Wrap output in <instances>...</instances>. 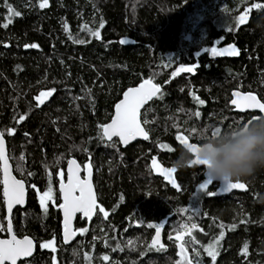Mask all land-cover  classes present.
Wrapping results in <instances>:
<instances>
[{
	"label": "trees",
	"instance_id": "obj_1",
	"mask_svg": "<svg viewBox=\"0 0 264 264\" xmlns=\"http://www.w3.org/2000/svg\"><path fill=\"white\" fill-rule=\"evenodd\" d=\"M42 2L0 0V131L27 189L12 226L36 245L19 264H178L180 224L197 225L184 236L194 264H264V170L241 181L245 192L216 197L207 194L215 193L213 183L199 190L203 169L177 168V191L151 164L155 158L175 167L183 147L178 133L198 145L200 132L212 136L215 128L223 133L260 116L235 113L230 101L240 91L264 102V8L253 7L264 0H48L41 8ZM32 44L38 47H26ZM230 46L239 54L208 52ZM148 79L162 93L141 113L149 138L125 149L107 143L102 126L122 93ZM41 92L52 94L39 106ZM71 158L91 165L99 211L89 224L77 220L76 228L87 231L64 246L57 188ZM49 184L54 201L45 214L39 197ZM149 224L163 228V248L149 249ZM0 228L6 236L1 182ZM49 241L55 252L40 249ZM209 244L216 245L215 260L205 251Z\"/></svg>",
	"mask_w": 264,
	"mask_h": 264
},
{
	"label": "snow or ice",
	"instance_id": "obj_2",
	"mask_svg": "<svg viewBox=\"0 0 264 264\" xmlns=\"http://www.w3.org/2000/svg\"><path fill=\"white\" fill-rule=\"evenodd\" d=\"M48 0H43L40 3V7H47ZM254 8L261 9L264 8L262 4H254ZM11 11V9L9 10ZM251 12V9H248L244 15H241L236 18V24L245 23L246 17ZM16 15H20L19 12L15 13ZM7 27V25H4ZM100 27H103L101 23ZM93 36L99 38V32H93ZM26 47H38L35 44L27 45ZM213 56L216 55H225V54H233L238 55L239 52L235 47L230 46L229 48L218 49L216 47H212L208 50ZM179 71L184 72H192V67H182ZM174 73L173 75H175ZM51 92H41L40 96L35 99L42 104L44 101L41 97L50 96ZM162 95L161 90L158 86L153 85L150 79L145 80L138 88H131L124 94V100L121 103L116 105L115 116L112 119L110 124L102 126V138H106L111 141L113 137L118 136L121 142L127 143L129 139H134L137 136L142 137L147 140L148 133L141 127V124L138 120L139 110L140 108L153 96ZM233 95L236 99L232 100V104L236 106V108L243 112L245 110H259V112L264 113V102H261L255 95L252 94H241L239 92H234ZM198 103L202 104L203 101H200L198 97H194ZM195 115L198 117L200 114L196 112ZM25 117L21 116L19 119L23 120ZM257 118H264V116H253L252 119L248 120L247 123H251L255 121ZM147 121H145L146 123ZM221 133L219 128H215L212 132V136L219 135ZM8 135L14 134V129H8ZM177 141L185 148L189 149L193 152V154L197 151L198 146L190 143L191 136H185L183 134H177ZM161 149L172 152L174 151L168 145L161 144ZM20 159H23L21 157ZM0 163H2V171H3V180L0 181L3 183V198L4 203L7 205V211L10 214L12 212L13 206L17 204H22L25 195V186L24 183L20 180L15 179L10 174V168L8 164V159L5 155V143H4V133L0 132ZM75 161H69V175L67 180V185L61 183L60 185V193L62 195V199L64 203L60 205L64 213V241L67 242L71 236L76 235L75 232L69 231L70 221L73 219L76 213H83L85 217L91 218L93 211L98 207L96 204L95 196L93 195L91 184L87 180H80L79 177L73 172L72 166L75 165ZM174 163V162H173ZM152 167L154 169H159V173L167 179L173 188L177 191H181L180 185H178L173 178V174L177 172V167H161L158 161L153 158L151 161ZM191 165H202V162L199 161L198 158L192 159L188 164ZM62 175V174H61ZM49 180H51V176H49ZM212 183L211 178L206 180L204 183L199 184V190L202 192H206L208 186ZM233 189H241L246 190L245 183L241 181L236 182H228L224 184V191H232ZM79 192L77 196L76 193ZM208 195H215L214 192H207ZM40 204L45 214L48 211L47 202L54 201L53 190L51 185L47 187V190L43 192V195L39 197ZM101 212H104V209H100ZM104 215L107 216V213L104 212ZM149 228H155V236L152 238L151 245H149V249L163 248V245L160 244V231L161 226L149 224ZM197 225L191 224H180L178 230L176 231L175 239L178 241V246L180 248L179 255L181 256V260L178 264H194V261L187 256V249L184 236L191 235L193 229H196ZM223 228V225H221ZM0 230H3L0 228ZM87 229H81L80 234H83ZM7 232L10 234V239H2L0 240V264H17V260L20 257H28L32 255L33 252V241L28 238L18 239L15 234H13V227L11 218L8 220L7 224ZM224 233H220V239H223ZM171 238V237H170ZM195 243L196 241L193 239L191 241ZM131 243V242H130ZM219 241H217V244ZM42 248L51 249L55 251L54 241H49L42 243L40 245ZM216 245L209 244L205 251L209 256L215 260L217 252ZM245 254H246V245H245ZM102 259L104 261H108L109 257L107 255L103 256ZM86 261H90L91 257L85 256ZM195 264H199V261H195Z\"/></svg>",
	"mask_w": 264,
	"mask_h": 264
},
{
	"label": "clouds",
	"instance_id": "obj_3",
	"mask_svg": "<svg viewBox=\"0 0 264 264\" xmlns=\"http://www.w3.org/2000/svg\"><path fill=\"white\" fill-rule=\"evenodd\" d=\"M198 136L197 151L193 154L182 147L174 161L175 167H185L193 157L198 158L206 175L222 184L247 180L264 170V118L237 125L216 136L203 132Z\"/></svg>",
	"mask_w": 264,
	"mask_h": 264
},
{
	"label": "water",
	"instance_id": "obj_4",
	"mask_svg": "<svg viewBox=\"0 0 264 264\" xmlns=\"http://www.w3.org/2000/svg\"><path fill=\"white\" fill-rule=\"evenodd\" d=\"M145 80H143L142 82H140L138 85H135V86H133V87H130V88H128V89H126L123 93H122V95H121V98H120V100L115 104V106H114V108H113V114H112V117H111V119H110V121L108 122V123H106L105 125H107V124H110L111 123V121H112V119L114 118V116H115V112H116V105L118 104V103H121L123 100H124V94L129 90V89H131V88H138L143 82H144ZM153 83V82H152ZM153 85H155L154 83H153ZM157 86V85H156ZM234 92H239V93H241V94H252V93H244V92H240V91H233L232 93H231V101H230V105H231V107L233 108V111L235 112V113H238V114H246V113H251V114H258V115H260V116H264V113H261V112H259V110H245V111H243V112H241V111H239L237 108H236V106H234L233 104H232V100L233 99H236V97L233 95V93ZM45 93H47V92H45ZM252 95H254V94H252ZM38 96H40V94L38 95ZM50 97H51V95L50 96H45V97H41V99H43V103H45V102H47L49 99H50ZM156 96H153L152 97V99H150V100H148L141 108H140V110H139V115H138V120H139V122H140V124H141V127H143V125H142V123H141V113H142V111L148 106V104L155 98ZM257 97V96H256ZM258 98V97H257ZM35 101H36V103L39 105V106H41L42 104H40L36 99H35ZM104 125V126H105ZM144 128V127H143ZM144 130H145V128H144ZM146 131V130H145ZM1 132V131H0ZM104 140L107 142V143H111V142H113L114 140H116L118 143H119V145L121 146V148H123V149H125L126 147H128V146H130V145H133L134 143H136V142H144V141H146L145 139H143L142 137H140V136H137L136 138H134V139H129L128 140V142L127 143H124V142H121L120 141V138L118 137V136H115V137H113L112 138V140L111 141H109V140H107L106 138H104ZM4 143H5V155H6V158L8 159V164H9V168H10V174L15 178V179H17V180H20V179H18V178H16V176L14 175V173H13V168H12V165H11V163H10V161H9V157H8V150H7V145H6V141H5V139H4ZM191 143V142H190ZM194 144V143H193ZM195 145H197V144H195ZM195 157H193V159H194ZM75 161L76 163H75V165L74 166H72V170H73V172L79 177V179L80 180H87L90 184H91V188H92V192H93V195L95 196V199H96V204H97V206H99L98 205V201H97V196H96V192H95V187H94V172H93V169H92V167H91V165H85V166H81L78 162H77V160H75V159H73V158H71L69 161ZM69 161H68V163H67V165H66V168H65V178H59V184H58V192H59V195H60V198H61V201H62V204L64 203V201H63V199H62V195H61V193H60V185H61V183H63V184H65V185H67V180H68V175H69V167H70V165H69ZM192 166H196V167H198V168H200V169H203V175H204V178H206V179H209L210 177H208L207 175H206V173H205V170H204V168L201 166V165H191V167ZM83 176V177H82ZM0 178H1V181L3 180V171H2V163H0ZM20 181H22V180H20ZM23 182V181H22ZM24 183V182H23ZM212 183L213 184H215L216 185V190H215V196L216 197H223V196H229V195H231L232 193H243V192H245L246 190H241V189H233L232 191H224V184H222V183H220V182H217V181H212ZM24 186H25V195H24V200H23V203L22 204H17V205H14L13 206V209H12V212L9 214L8 213V211H7V205L4 203V198H3V190H4V186H3V183L1 182V188H2V198H3V206H4V211H5V223H6V232H7V224H8V220H9V218H11V221H12V216H13V213L17 210V209H24L25 208V206H26V202H27V189H26V185H25V183H24ZM76 195L78 196L79 195V192H77L76 193ZM61 204V205H62ZM97 210H98V207L93 211V213H92V215H91V218L89 219L88 217H85L84 215H83V213H76L75 214V216L73 217V219L70 221V224H69V231L70 232H75L76 233V235H74V236H71L70 237V239L67 241V242H65L64 241V213H63V210H62V208L59 206V212H60V214H61V227H62V230H61V242H62V244L64 245V246H70V245H72L76 240H77V237H78V231L75 229V220H76V217H78V216H80V218H81V220L82 221H87V222H92V220L94 219V217L96 216V214H97ZM13 227V226H12ZM163 232H164V230H163V228H161V231H160V244H163ZM13 234H14V231H13ZM155 232H154V234H153V236H152V238L155 236ZM18 238V237H17ZM24 238H28V239H31L30 237H22V238H18V239H24ZM5 239H10V234L7 232V238H5ZM0 240H2L1 238H0ZM32 240V239H31ZM33 241V240H32ZM151 241H152V239H151ZM157 247H159V246H157ZM35 253H36V245H35V243H34V241H33V252H32V255L31 256H28V257H20L18 260H17V264H19L20 262H24V261H28V260H30L34 255H35Z\"/></svg>",
	"mask_w": 264,
	"mask_h": 264
},
{
	"label": "flooded vegetation",
	"instance_id": "obj_5",
	"mask_svg": "<svg viewBox=\"0 0 264 264\" xmlns=\"http://www.w3.org/2000/svg\"><path fill=\"white\" fill-rule=\"evenodd\" d=\"M83 166H85V165H83ZM82 166V167H83ZM83 177V176H82ZM61 178V177H60ZM62 178H65V173H64V176H62ZM94 180V179H93ZM94 182V181H93ZM58 189V188H57ZM58 194H59V192H58ZM97 196V195H96ZM59 199H60V204L58 205V207H57V209H58V211H59V206L62 204V201H61V198H60V195H59ZM98 201V200H97ZM98 205H99V203H98ZM99 211V206H98V210H97V212ZM60 213V212H59ZM60 217H61V214H60ZM77 220H79V221H81V222H84L85 224H89V222H87V221H82L81 220V218H80V216H78V217H76V220H75V229L78 231V235H79V233H80V231H79V229H77L76 228V222H77ZM62 228V227H61ZM5 229H6V223H5ZM6 232V231H5ZM6 234V236H0V238L1 239H5V238H7V232L5 233ZM44 250H46V249H44Z\"/></svg>",
	"mask_w": 264,
	"mask_h": 264
},
{
	"label": "rangeland",
	"instance_id": "obj_6",
	"mask_svg": "<svg viewBox=\"0 0 264 264\" xmlns=\"http://www.w3.org/2000/svg\"><path fill=\"white\" fill-rule=\"evenodd\" d=\"M224 49V48H223ZM222 50V49H221ZM229 55H233V54H229ZM156 172H157V174H159L160 176H162L163 178H164V176L163 175H161L160 173H159V169H156ZM166 180V182H168V183H170L167 179H165ZM206 180H208V179H206ZM171 184V183H170ZM54 248H55V250H56V247H55V242H54ZM40 249H45V248H42L41 246H40ZM46 250H50V251H52L51 249H46ZM52 252H55V251H52Z\"/></svg>",
	"mask_w": 264,
	"mask_h": 264
}]
</instances>
